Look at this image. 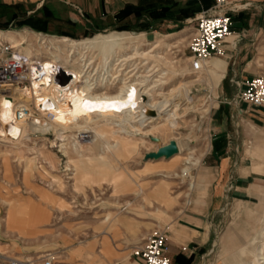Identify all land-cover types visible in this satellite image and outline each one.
I'll use <instances>...</instances> for the list:
<instances>
[{"label":"rangeland","instance_id":"obj_1","mask_svg":"<svg viewBox=\"0 0 264 264\" xmlns=\"http://www.w3.org/2000/svg\"><path fill=\"white\" fill-rule=\"evenodd\" d=\"M101 4L100 14L106 17L99 26L85 20L75 28L57 25L51 32L55 36L27 28L34 25L32 16L20 7L2 9L0 22L8 21L5 30L20 35L16 38L20 50L30 49L32 74L41 71L42 62L55 63V71L47 73L50 76L61 66L71 65L95 87L96 94L114 96L124 86L136 84L140 89L139 85H145L140 90L147 104L167 102L179 83H192L193 103L170 105L152 117L143 110L126 116L122 112L137 100L132 96L114 103L108 119L90 116L81 128L61 136L42 125L18 137L8 127L12 100L4 99L0 189L7 194L0 193V252L29 264H41L44 257H51L53 264H123L127 260L141 264L133 250L148 234L161 231L174 264L173 230L186 235L180 225L185 223L184 214H189L202 219L208 235L192 264H252L248 246L239 251L248 260L226 259L239 240L250 243L264 221V122H253L235 109V103H242L236 98L242 79L237 72L247 67V76L264 75V24L252 35L234 34L231 28L233 38L225 45L233 48L232 53L244 48L243 63H236L225 47V56L214 57L225 62V73L224 65L217 63L221 70L211 74L216 61L194 73L188 63V43L207 2L122 0L120 5L101 0ZM118 33L125 40L117 46L68 52V42ZM130 56L132 61L123 62ZM152 137L162 145L175 140L177 155L146 158L157 148ZM216 141L221 142L219 149L214 147ZM156 190L162 195H155ZM35 213L45 219L40 222V217L32 216ZM37 223H44L42 232L28 237L27 231ZM259 250L261 264L264 245Z\"/></svg>","mask_w":264,"mask_h":264},{"label":"bare ground","instance_id":"obj_2","mask_svg":"<svg viewBox=\"0 0 264 264\" xmlns=\"http://www.w3.org/2000/svg\"><path fill=\"white\" fill-rule=\"evenodd\" d=\"M230 36L228 37L231 38L232 36ZM17 37H20V35L0 30V45H3L4 42L8 43L10 48H12V53L14 54L12 58H7L5 62L9 63L13 58H15L22 66V71L16 73L15 78L7 76L9 79L2 83L0 91V107L2 106V101L4 99L12 100L8 110L10 119L7 121L10 131L18 137H25V135H28V130L32 128V126L42 127V125H44L42 128L54 130L61 136L65 134L66 131L81 128L82 123L90 116L108 119L111 117L109 112L113 110V107L111 106L114 103L125 102L126 100L131 99L132 96H136L135 98L137 100L134 102L132 108L122 112V114L126 116L134 115L140 110H143L144 113L152 117L159 111L166 112L170 105H177L180 102H185L188 105L193 103V99L189 95L190 87L193 85L192 83H179L177 88L171 91L167 102L162 104H147L145 103L146 100L144 92L140 90L145 85H139L140 89H136V84L124 86L121 90H119L120 92L114 96L108 95L107 92L96 94L94 91L95 87H92L89 84V81L83 79V75L75 72V68L71 65L70 67L61 66L60 68L69 75V79L65 83H61L57 79L56 76L58 71L51 76L50 74H47L50 71H55L56 69V65L53 61L42 62L41 71H37L32 74V71L28 67L29 58L32 55L30 49L21 48L22 50H20L21 44L17 43ZM123 37V35L117 34L116 36L104 35L102 38L91 39L85 42L71 41L68 42V52L73 54L74 51L89 49L92 47L94 48L97 46L114 47L117 46L119 42L125 40ZM228 37L226 38L227 40L229 39ZM2 50L4 49L2 48ZM20 51L25 57H27V61L22 58ZM133 51H138V49L134 48ZM141 56L143 55L140 53V57ZM132 59L134 58L130 56L124 59L123 62H127L128 60L132 61ZM210 60L205 62L200 71L193 72H202ZM6 63H4V66L7 65ZM211 74L216 75L213 67H211ZM199 79L192 82H198ZM24 81L27 83L25 84ZM77 84H82L83 86L78 88ZM22 108H25L27 111H21ZM18 112H21L20 115H18ZM51 117L53 120H51ZM155 144L157 146L155 149L156 151L162 144L161 141L156 142ZM177 153L171 157H174ZM191 186H194V181L191 182ZM261 245H264V221L258 229V234L247 245L250 248L252 247V264H260L259 260H261L260 256L262 254H260L261 250H259V247ZM261 264H264V261Z\"/></svg>","mask_w":264,"mask_h":264},{"label":"crops","instance_id":"obj_3","mask_svg":"<svg viewBox=\"0 0 264 264\" xmlns=\"http://www.w3.org/2000/svg\"><path fill=\"white\" fill-rule=\"evenodd\" d=\"M109 1L119 2L120 4L122 0H109ZM204 1L207 2V5L203 9H207L213 5L212 0H204ZM15 6L16 8L20 7L26 9L27 13L32 16V22L34 23V25L32 24L31 27L27 26V28H29L32 32H37L52 36H55L51 32L53 31V29H55V26L57 25L64 24L66 26L70 25L71 27L75 28V26H79L80 21L84 23L85 20L91 26L95 27V26H99V24L102 23L101 21L106 17L100 14L102 8L101 0H0V12L2 9L8 7H15ZM224 10H227L229 15L231 16L232 19L231 28L234 34L240 35L239 32L243 31L242 33L244 35L246 34L252 35L256 30L259 29L260 26L264 24V0H229V3L224 8ZM105 12L108 14L107 10H105ZM115 12H117V10H115L113 13ZM108 18L111 17L108 16ZM14 20L19 21V19L17 18L13 19V21ZM231 36L230 37L232 39L233 35ZM228 40L226 39V41ZM225 47L227 51H230L229 54L234 57V61L236 63L244 62L245 60L244 59L245 53L243 52L244 48H241L239 52L236 51L237 53H232L231 51L233 48H231L230 45L224 44V48ZM213 61L216 62L213 63L211 67L215 69L216 74H218L217 71L221 70V67L217 63L224 65V73H225V62L219 58H213L210 60V62ZM245 63L248 64L247 61H245ZM246 69L247 67H245L241 71V73L237 72V74H239L240 77L242 78L240 82L241 85H239L240 89L244 88L242 86L243 80L252 77L251 75L247 76L245 74ZM233 98L231 99V101H233ZM235 109L239 115L241 114L243 116L244 114H246V116H248V118L253 122L254 121L264 122V105L259 107H253L245 102H242V103H235ZM217 113L219 112L217 111ZM214 133L217 134L215 130ZM220 145L221 142L219 141H216L214 143V147L216 149H219ZM157 190L154 194L162 195L161 193L162 191L160 190L157 191ZM0 193L4 195L7 194V192L4 189H0ZM29 198L35 202L38 203L40 202L39 200H37L38 199L37 196L36 197L31 196ZM32 216H34L35 218L40 217L41 218L40 222H42L45 219L44 215L41 213L40 214L35 213L32 214ZM182 220H184L185 223L180 225L181 226L180 229H182V231H184L186 235L184 234L180 235L177 231L173 230L172 248L174 249L172 250L171 253L172 255H176V257L174 258V264H192L196 259L199 250L205 245L208 235L205 231L204 222L202 221V219L191 216L189 214H184ZM43 224L44 223L38 224L35 227L29 229L27 231L28 237L34 238L37 236V234H40L42 232ZM255 228H257V226H255ZM226 239L228 241L229 240L231 241L232 236L227 235ZM247 243L248 241H246V244H243L239 240L238 243L234 245L235 251L227 257L226 262L230 257H237L242 262L248 260V257L245 254H242L241 257L239 256L240 254L239 251L243 248H246ZM228 244L229 243H227V245L225 244V246L228 247L229 246ZM232 245L231 247H233ZM123 264H136V262L127 260V262Z\"/></svg>","mask_w":264,"mask_h":264},{"label":"built area","instance_id":"obj_4","mask_svg":"<svg viewBox=\"0 0 264 264\" xmlns=\"http://www.w3.org/2000/svg\"><path fill=\"white\" fill-rule=\"evenodd\" d=\"M213 5L203 9L196 19L194 36L188 43V63L192 71H200L205 62L214 57H221L225 54L224 44L226 38L231 35L232 19L224 8L229 0H212ZM2 48L4 50H2ZM2 50V52H1ZM4 54V55H2ZM12 48L8 43L0 45V91L5 80L15 78L16 73L22 71L20 63L13 58L6 63L7 58H12ZM4 63L7 65L4 66ZM26 84L27 82L24 81ZM244 87L239 91L236 98L253 107L264 105V75H254L242 82ZM23 112L27 110L22 108ZM21 112H18L20 115ZM1 242V239H0ZM1 244V243H0ZM169 247L166 236L161 231H155L146 236L144 243L136 247L132 255L141 264H172L169 257ZM28 260H21L0 252V264H29ZM41 264H53L51 257H44Z\"/></svg>","mask_w":264,"mask_h":264},{"label":"water","instance_id":"obj_5","mask_svg":"<svg viewBox=\"0 0 264 264\" xmlns=\"http://www.w3.org/2000/svg\"><path fill=\"white\" fill-rule=\"evenodd\" d=\"M57 79L61 83H65L69 79V75L62 69L58 70ZM152 140L159 142L157 137H152ZM178 152L177 143L175 140H170L167 144L161 145L156 151L146 153V158L159 159L162 157L169 158Z\"/></svg>","mask_w":264,"mask_h":264},{"label":"trees","instance_id":"obj_6","mask_svg":"<svg viewBox=\"0 0 264 264\" xmlns=\"http://www.w3.org/2000/svg\"><path fill=\"white\" fill-rule=\"evenodd\" d=\"M7 28H8V22H4V23L0 24V30L1 31H6L5 29H7Z\"/></svg>","mask_w":264,"mask_h":264}]
</instances>
